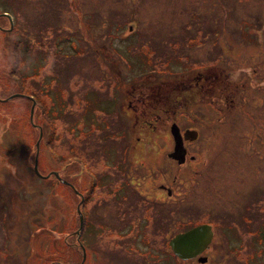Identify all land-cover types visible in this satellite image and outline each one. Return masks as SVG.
I'll return each instance as SVG.
<instances>
[{"label": "flooded vegetation", "instance_id": "1", "mask_svg": "<svg viewBox=\"0 0 264 264\" xmlns=\"http://www.w3.org/2000/svg\"><path fill=\"white\" fill-rule=\"evenodd\" d=\"M31 1L39 6L36 10L51 11L47 13L51 15V28L35 32L34 41L23 50V43H16L17 49L22 46L20 55L33 59L31 73L36 81V93H17L31 99L32 121L39 134L41 128L43 134L44 126L34 121L42 113L48 114V110L36 114L38 98H45L39 94V84L49 86L54 78L47 66L48 53L51 55V48L57 56L67 57L71 53L65 52L70 43V33L63 25L66 12L107 9L115 14L104 20L111 24L102 30L107 29L108 42L103 45L95 41L97 70L103 75L93 79L92 87L99 90V97L89 95L92 87L86 89L82 83L78 86L75 116L82 120L89 117L95 123L94 147L86 148L80 157L78 188L70 161L66 163L65 178L58 171L60 178H56L63 183L65 201L61 214H56L52 226L49 225L44 257L37 255L39 250L34 246L39 243L36 239L32 241H35L34 264H100V239L109 233L116 237L113 240L116 248L129 253L127 260H131L124 264H133L134 255L140 257L141 264H147L144 258L147 256L154 264H161L168 254L174 257L173 264H264V231L253 230L249 237L252 243H246L233 221H223V214L216 215L210 209L198 213L193 210L195 206L188 207L196 188L198 191L202 182L212 181L207 167L215 155L216 143L222 140L225 145L227 135H219L217 140L215 124H230L232 115L237 114L233 112L245 106L241 91L264 89V79L260 80L257 67L230 64L229 57H224L230 53L228 50L215 55L219 45L229 47L232 42L224 34L215 35L216 27L209 18L213 8L208 4L212 0H186L184 9L173 12L177 20L170 26V32L162 31L160 37L146 40L145 27L149 21L155 24L161 21L151 16L141 18L139 9L144 0ZM5 4L18 10L25 8L11 0H0V9ZM55 12L58 21L63 17L57 26L53 24ZM16 15L9 10L0 11V17L9 20V31L19 29L18 20L23 14ZM185 30H194L203 37L188 40ZM85 34L82 31L84 37ZM86 43L82 40L80 50L87 51ZM118 58L129 66L133 63L134 67H120ZM171 58L175 59L173 67L169 66ZM101 98L111 103L112 112L101 107ZM67 99L68 96L64 111L70 117L74 109ZM110 113L116 115L113 121L126 122L130 129L104 132L101 122L110 120ZM185 119L198 125L185 126ZM169 123H175L179 131H171V124L168 130ZM87 136L88 133L83 135L84 142H89ZM74 195L77 202L72 200ZM263 196L257 195L248 202L257 206L246 205V212L253 210L264 217ZM200 225L207 227L208 233L202 250L185 258L175 254L170 244L172 237ZM57 231L62 232L61 236ZM231 249L235 250L233 259L226 257L231 256L228 252ZM116 255L117 252L112 254L114 258Z\"/></svg>", "mask_w": 264, "mask_h": 264}, {"label": "rangeland", "instance_id": "2", "mask_svg": "<svg viewBox=\"0 0 264 264\" xmlns=\"http://www.w3.org/2000/svg\"><path fill=\"white\" fill-rule=\"evenodd\" d=\"M11 1L25 8L18 10L5 4L0 9L9 10L14 15L23 14L18 20L19 29L13 31L8 29L9 20L0 17V25L6 28L4 30L0 27V264H34L33 259H36V256H32V252L35 241H32L36 239L39 243L34 246L39 250L37 255L44 257L47 254L46 235L50 232L49 225L52 226V218L56 214H61L60 210L65 201L62 182L53 174L42 177L34 171L35 155L37 152L38 170L44 175L57 170L65 178L66 163L70 161L78 188L80 157L85 154L86 148L94 147L96 137L95 123L91 122L89 117L82 120L75 116V108L79 104L78 86L82 83L84 88L89 89L95 81L93 79L103 75L97 70L99 65L95 41L103 45L108 42L109 38L105 37L107 29L105 32L102 30L111 24L104 20L115 17V14L107 9L90 11L88 7V11L66 12L63 25L70 33V43L69 49L65 52L71 53L67 57L57 56L54 54L56 51L51 48L53 43L50 44L51 55L48 53L47 66L53 71L54 78L49 86L39 84V94L45 98L41 99V96L38 98L36 114L38 116L40 110H48V114L42 113L41 118L34 121L44 126L37 147L39 129L32 121L31 99L22 96L7 97L17 92L36 93V81L31 73L33 59L20 55L19 49L23 46V50L31 45L35 32L51 28L49 26L51 15L47 14L51 11L40 8L36 10L39 6L31 0ZM184 6L186 0H144L139 9L141 18L151 16V19L161 21L160 24L149 21L145 27L148 29L144 40L154 36L160 37L162 31L170 32V26L177 20L173 12H179L181 8H185ZM208 6L210 9L213 8L209 18L216 27L215 35L224 34L232 42V46L229 47L219 45L215 55L228 50L230 53L224 57H229L230 64L254 65L260 72V80L264 79V0H212ZM56 15L57 12L54 18L57 22H53L55 26L61 23L63 18L60 17L58 21ZM82 31H85V37ZM184 32L191 41L203 37L194 30ZM246 39L254 43L243 41ZM82 40L87 41V51L80 50ZM16 43L23 44L17 49ZM156 57L154 59L157 61L158 56ZM125 58L128 59L129 56ZM174 63L175 59L171 58L169 66L173 67ZM119 66L131 69L134 64L130 63L129 66L119 59ZM98 91L94 86L90 89L89 95L99 97ZM66 96L69 107L74 109L70 117L66 116L64 111ZM240 97L245 106L240 111L233 112L237 114L232 115L231 123L215 124L217 140L219 135L224 133L227 135L225 145H222V140L216 143L215 155L207 167L212 181L202 182L198 191L196 188L194 195L191 196L193 202L188 207L190 209L191 205L195 206L193 210H197L198 213L210 209L213 213L217 212L216 215L223 214V221H233L241 237L244 234V241L252 243L249 241L251 232L264 231V217H260L253 210L246 212L248 210L246 205L257 206L253 202L252 204L248 202L253 201L257 195H264V89L243 90ZM106 100L107 98H101L100 105L106 111L112 112V105L105 102ZM215 112L217 111L214 110ZM109 117L112 120L103 119L101 122L104 132L113 133L130 129L126 122L113 121L116 117L114 113H110ZM186 120L183 121L185 126L198 125L193 122L187 123ZM86 133L89 142L83 141V135ZM77 199L76 195L72 196L74 202H77ZM244 213L247 216H242ZM57 233L61 236L62 232ZM102 236L100 264H124L131 260H127L129 253L116 248L113 242L116 237L113 233ZM40 239H43V244H40ZM221 239L222 236L217 242ZM227 243L232 245L233 242L227 240ZM105 244L109 246L108 249L105 248ZM234 251L228 250L231 256L226 254V257L233 259ZM114 252H117V258L112 256ZM134 258L133 264H141L138 260L140 257L134 255ZM144 258L149 262L144 261L145 263L154 264L149 256ZM173 261L174 257L168 254L161 264H173Z\"/></svg>", "mask_w": 264, "mask_h": 264}, {"label": "water", "instance_id": "3", "mask_svg": "<svg viewBox=\"0 0 264 264\" xmlns=\"http://www.w3.org/2000/svg\"><path fill=\"white\" fill-rule=\"evenodd\" d=\"M16 95H18V93L11 94L7 98H10ZM31 116H32V107H31ZM171 131L173 132L179 131V128L175 123L171 124ZM41 134H42V131L40 129L39 139L41 137ZM39 139L36 142L37 147H38ZM34 171L39 176H48L50 174L49 172L48 174L43 175L38 170L37 152H36L35 160H34ZM51 173H53L57 178H60L57 170H53L51 171ZM206 236L208 237L207 227H205L204 225H200V226L193 227L183 233H179L175 235L170 240V244L173 247L175 254L185 258V257L193 256L202 250V248L207 243V241L205 240Z\"/></svg>", "mask_w": 264, "mask_h": 264}, {"label": "trees", "instance_id": "4", "mask_svg": "<svg viewBox=\"0 0 264 264\" xmlns=\"http://www.w3.org/2000/svg\"><path fill=\"white\" fill-rule=\"evenodd\" d=\"M18 96V95H17ZM14 97V96H13ZM42 135V134H41ZM41 138V137H40ZM40 140V139H39Z\"/></svg>", "mask_w": 264, "mask_h": 264}]
</instances>
